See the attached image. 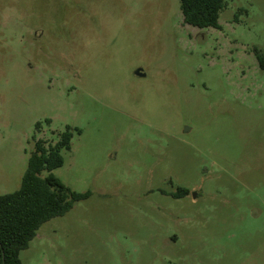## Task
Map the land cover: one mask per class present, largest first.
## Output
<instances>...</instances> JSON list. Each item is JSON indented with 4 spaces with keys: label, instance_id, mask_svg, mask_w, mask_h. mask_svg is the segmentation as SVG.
Segmentation results:
<instances>
[{
    "label": "rangeland",
    "instance_id": "374dc122",
    "mask_svg": "<svg viewBox=\"0 0 264 264\" xmlns=\"http://www.w3.org/2000/svg\"><path fill=\"white\" fill-rule=\"evenodd\" d=\"M218 24L178 0H0V195L66 129L50 173L89 193L20 264H264V0Z\"/></svg>",
    "mask_w": 264,
    "mask_h": 264
},
{
    "label": "trees",
    "instance_id": "16d2710c",
    "mask_svg": "<svg viewBox=\"0 0 264 264\" xmlns=\"http://www.w3.org/2000/svg\"><path fill=\"white\" fill-rule=\"evenodd\" d=\"M178 1L184 24L199 29L220 28L218 18L225 0ZM254 52L264 73V57L257 50ZM71 137L72 130L66 129L54 144L35 140L18 190L0 195V264H20L19 252L27 248L41 225L63 216L75 202L89 196L87 192L71 191L50 173L62 165L60 151L70 149ZM43 172L46 175L42 176ZM185 194L181 190L175 197Z\"/></svg>",
    "mask_w": 264,
    "mask_h": 264
},
{
    "label": "water",
    "instance_id": "95a60500",
    "mask_svg": "<svg viewBox=\"0 0 264 264\" xmlns=\"http://www.w3.org/2000/svg\"><path fill=\"white\" fill-rule=\"evenodd\" d=\"M134 74H135L136 76L143 77V74L140 73V69H136V70L134 71Z\"/></svg>",
    "mask_w": 264,
    "mask_h": 264
}]
</instances>
